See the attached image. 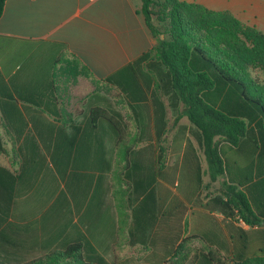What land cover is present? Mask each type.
Returning a JSON list of instances; mask_svg holds the SVG:
<instances>
[{
    "label": "crops",
    "instance_id": "obj_1",
    "mask_svg": "<svg viewBox=\"0 0 264 264\" xmlns=\"http://www.w3.org/2000/svg\"><path fill=\"white\" fill-rule=\"evenodd\" d=\"M181 1L213 12H228L243 25L264 33V0ZM162 39L163 36L154 37L147 28L141 0H5L0 17V94L12 95L13 99L0 97V102L7 103V111L20 121L9 124L58 131L43 136L52 145L49 152L39 146L42 166L23 170V197L8 219L13 224L6 234L10 253L30 256L31 260L65 240L80 238L82 233L109 264H168L173 262L178 246H182L181 255H187L182 264H198L193 262V256L215 250L216 246L208 247L193 238L192 232L210 235L211 230L222 231L230 242L226 230L229 218L201 206L208 196L205 201L191 202L159 199L157 185L165 168L161 157L166 150L155 145L156 120L149 94L139 111L141 116L143 111H149L147 133L141 137L132 135V139L145 140L147 144L141 149L135 147V160L140 167L150 165L156 172L154 187L159 212L148 232L142 228L147 225V216L140 215L139 228L134 231L135 243L130 242L132 218L124 152L114 146L110 134L100 136L104 147L101 159L95 158L94 145L90 150L86 145L81 152L76 145H68L70 141L95 143L96 137L72 136L70 128L82 126L87 114L85 99L98 91V84L105 78ZM113 104L117 110L116 105L129 110L125 104ZM0 137L5 148L0 153L5 165H0L22 175L18 147L23 137L14 141L3 121ZM33 139L40 142L36 136ZM187 139L175 135L174 142L179 147L172 145L171 152L181 155L179 180L199 183L196 161L185 159ZM233 224L244 231L258 228L239 219ZM73 227L80 233L70 236Z\"/></svg>",
    "mask_w": 264,
    "mask_h": 264
},
{
    "label": "trees",
    "instance_id": "obj_2",
    "mask_svg": "<svg viewBox=\"0 0 264 264\" xmlns=\"http://www.w3.org/2000/svg\"><path fill=\"white\" fill-rule=\"evenodd\" d=\"M4 2L0 0V17ZM141 14L151 34L163 39L105 78L98 84V91L85 99L87 114L82 126L70 128L72 136L96 137L95 143L70 141L68 145L70 148L76 145L80 152L86 145L89 150L94 145L95 158L101 159L104 147L100 136L110 134L114 146L124 152V177L129 187L132 218L129 233L133 244L140 215L147 216V225L142 228L143 232H148L159 212L154 187L156 172L150 165L140 167L136 163L135 147L139 141L132 139L122 113L113 102L128 106L129 117L141 137L147 133V126L140 120L139 111L149 94L159 137L165 124L164 106L158 94L166 97L168 107L175 112L182 108L179 117L189 121V126H179L176 135L183 139L187 134L202 150L211 182L222 178L218 194L208 197V201L201 204L202 208L229 218L226 230L230 242L222 231L211 230L210 235L192 232L193 238L208 247L216 246L215 250L193 256V262L264 264V81L252 74L255 70L264 72V33L243 25L228 12H213L181 0H141ZM153 18L165 23L164 30L152 23ZM0 97L13 99L5 93ZM5 104L0 102V121L4 122V129L14 141L23 137L18 147L22 175L0 165V264H109L77 227L71 229L70 236L79 232L80 238L72 242L65 240L31 260H28L30 256L8 251L10 243L6 234L13 226L8 219L16 202L23 197V170L42 166L39 146L49 152L52 145L43 136L58 134V131L9 124L14 123L15 117ZM33 136L40 142L36 143ZM190 139L186 141L185 159L196 161V176L200 182L198 157ZM4 151L0 137V153ZM238 219L251 228H258L244 231L233 224ZM181 252L182 246H178L173 262L168 264L186 261L187 255Z\"/></svg>",
    "mask_w": 264,
    "mask_h": 264
},
{
    "label": "rangeland",
    "instance_id": "obj_3",
    "mask_svg": "<svg viewBox=\"0 0 264 264\" xmlns=\"http://www.w3.org/2000/svg\"><path fill=\"white\" fill-rule=\"evenodd\" d=\"M152 23L157 25L159 30H164L165 23H162L159 21V18H153ZM253 75L259 76L264 81V72L255 70L252 72ZM159 100L163 103L164 106V130L162 134L157 137V141L155 145L156 148L163 146L166 150L164 155L161 157V162L165 164V168L163 172L160 175V181L157 185L158 190V196L159 199H171V200H179L184 199L188 200L189 202L197 199L199 201H205L207 200V196L210 198L215 197L218 194V190L221 187V178H218L216 182L212 183L209 180V177L207 175V163L205 160V157L203 155L202 150H200L192 139L191 142L194 145V147L197 150V157L200 165V182L196 183L194 180L192 181H186V180H179V173H180V163H181V155H173L171 152L172 145L176 148L179 147L178 142H174V137L178 131V128L180 125H189V121L186 117H179L181 109L177 112L172 111L168 107V101L167 98L162 96L161 94H158ZM118 109L121 111L122 116L125 120V122L128 125V128L130 129L132 135H138V129L135 122L130 119V112L127 110L124 106L116 105ZM153 113V114H152ZM152 116H154V111H152ZM149 111H143L142 116L140 117V120H142V123L148 126L149 122ZM154 122V120H153ZM151 129V127H150ZM150 135V133H149ZM148 135V136H149ZM187 139V135L184 136V141ZM187 141V140H186ZM147 144L145 140L143 142H138L136 146L138 148H143ZM110 146V145H108ZM111 148V146H110ZM0 163L4 164V158L0 157ZM165 182H167V185H165ZM80 211L78 213H74V217L79 215Z\"/></svg>",
    "mask_w": 264,
    "mask_h": 264
}]
</instances>
